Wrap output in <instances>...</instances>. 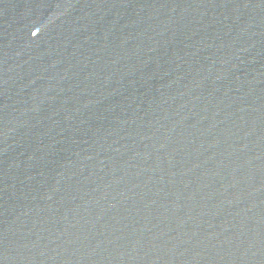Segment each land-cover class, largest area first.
I'll return each mask as SVG.
<instances>
[{
    "label": "water",
    "instance_id": "95a60500",
    "mask_svg": "<svg viewBox=\"0 0 264 264\" xmlns=\"http://www.w3.org/2000/svg\"><path fill=\"white\" fill-rule=\"evenodd\" d=\"M0 264H264V0H0Z\"/></svg>",
    "mask_w": 264,
    "mask_h": 264
}]
</instances>
